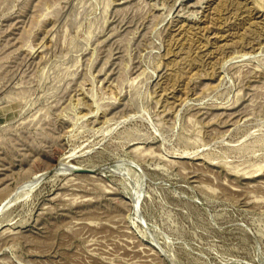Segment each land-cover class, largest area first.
I'll return each mask as SVG.
<instances>
[{"label":"rangeland","instance_id":"obj_1","mask_svg":"<svg viewBox=\"0 0 264 264\" xmlns=\"http://www.w3.org/2000/svg\"><path fill=\"white\" fill-rule=\"evenodd\" d=\"M0 204V264H264V0H0Z\"/></svg>","mask_w":264,"mask_h":264},{"label":"bare ground","instance_id":"obj_2","mask_svg":"<svg viewBox=\"0 0 264 264\" xmlns=\"http://www.w3.org/2000/svg\"><path fill=\"white\" fill-rule=\"evenodd\" d=\"M61 159H63V157H62ZM62 161H63V160H62ZM62 161H61V162H62ZM58 162H59V161H58ZM58 162H57V163H58ZM63 162H64V161H63ZM59 163H60V162H59ZM59 163H58V164H59ZM60 164H61V163H60ZM62 165H64V163H63ZM58 166H59V165H58ZM56 167H57V164H56ZM68 168H69V167H68ZM36 179H37V177H36ZM39 179H40V178H39ZM34 180H35V179H34ZM27 183L29 184V181H28ZM32 183H33V182H32ZM34 183H35V182H34ZM28 184H27V185H28ZM22 185H24V184L22 183ZM22 185L19 186L21 190H22V188H21ZM24 186H25V185H24ZM24 186H23V187H24ZM28 186H33V185H28ZM28 186H27V187H28ZM16 189H17V187H16ZM14 190H15V188L13 189V191H14ZM15 191H16V190H15ZM15 191H14V192H15ZM17 191H18V190H17ZM11 194H12V192H11ZM11 194H10L9 198L11 197ZM13 194H14V193H13ZM13 194H12V195H13ZM7 198H8V197H7ZM7 198H6V199H7ZM8 200H9V199H7V201H8ZM5 202H6V200H5ZM8 202H10V201H8ZM135 203H136V202H135ZM1 204H2V202H1ZM1 204H0V205H1ZM7 204H9V203H7ZM7 204H6V205H7ZM136 205H137V203H136ZM2 206H3V205H2ZM136 207H137V206H136ZM1 211H2V210H1ZM137 211H138V210H137ZM138 214H139V213H138ZM141 218H142V217H141Z\"/></svg>","mask_w":264,"mask_h":264}]
</instances>
